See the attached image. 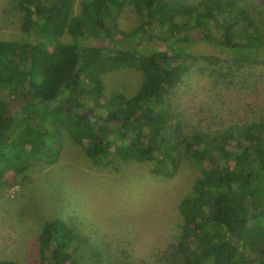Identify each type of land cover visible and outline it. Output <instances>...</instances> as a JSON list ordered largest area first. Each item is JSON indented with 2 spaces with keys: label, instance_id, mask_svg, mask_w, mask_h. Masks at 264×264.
Returning <instances> with one entry per match:
<instances>
[{
  "label": "trees",
  "instance_id": "1",
  "mask_svg": "<svg viewBox=\"0 0 264 264\" xmlns=\"http://www.w3.org/2000/svg\"><path fill=\"white\" fill-rule=\"evenodd\" d=\"M5 1L0 27L11 26L25 39L0 40V156L16 134L22 145L32 146L57 119L95 168L117 173L123 164L124 169L160 157L154 169L160 175L176 176L182 162L200 174L178 199L181 222L174 241L151 253L136 252L130 242L129 250L117 249L115 259L103 264H264V93L259 86L264 83V0H131L143 18L133 32L138 38L152 41L156 33L160 41H205L216 51L199 57L138 45L117 50L118 35L128 36L115 20L124 0ZM74 3L80 6L77 13ZM63 32L73 41L50 40ZM255 58L260 62L252 65ZM191 64L213 85L212 103L220 105L213 106V114L226 120L217 131L184 134L187 126L175 116L178 109H169L167 94ZM125 67L142 73L137 91L129 97L106 95L101 77ZM244 67L257 69L256 76L250 78ZM20 68L22 81L13 75ZM76 91L89 99L82 109L116 124H93L83 113L67 112L65 94ZM238 102L240 112L231 107ZM94 108L107 111L108 120ZM109 135L114 138L107 140ZM76 214L51 215L43 223L37 251L39 256L48 252V264H101L110 249L108 237L102 234L96 242L95 227L81 228ZM62 233L64 239L57 238Z\"/></svg>",
  "mask_w": 264,
  "mask_h": 264
},
{
  "label": "rangeland",
  "instance_id": "2",
  "mask_svg": "<svg viewBox=\"0 0 264 264\" xmlns=\"http://www.w3.org/2000/svg\"><path fill=\"white\" fill-rule=\"evenodd\" d=\"M5 3L7 4L5 0H0V13ZM79 10L80 6L74 3V13ZM139 13L131 0L123 1L122 9L115 20L120 30L128 36L118 35L121 40L117 42V50L138 45L142 50L155 49L158 53H166L175 49L181 54H194L198 57L216 52L205 41L194 44L160 41L156 33L154 40L142 41L133 33L143 21ZM20 39H25L22 32L11 26L0 27V40H13L19 44ZM50 40L68 43L73 38L63 32ZM88 41L96 45H106V41L101 39ZM23 47L20 44L17 48L23 50ZM224 53L227 50L220 51V55ZM253 61L250 62L252 65L260 62L257 58ZM190 62L192 63L191 60ZM252 67H244V71L251 74L250 78L256 76L257 71ZM200 73L198 67L191 64L188 72L179 77L177 84L167 94L170 111L178 109L175 116L187 126L184 134L193 130H200V133L205 130L217 131L226 124L225 119L213 114V106L217 110L220 105L217 101L212 103L217 98L211 90L213 85L205 78V74ZM13 75L20 81L23 80L24 73L21 68ZM142 77L139 70L125 67L110 71L101 79L104 80L103 89L106 95L114 93L129 97L137 91ZM259 86L264 93V83ZM252 96L247 97L250 99ZM87 98L77 91L67 92L64 97L68 102L65 110L67 106L82 108V103H89ZM233 106L240 112L241 102L237 105L231 104ZM92 111L99 113L102 119L108 120L110 116L107 111L97 108ZM84 115L93 124L102 125L108 122L103 120V123H99L96 117L93 118L87 112ZM254 115L255 113L252 114ZM56 116L61 117L60 114ZM52 122L55 127L49 128L50 132L42 139L36 137L32 146L22 145L19 135L16 134L11 138L5 154L0 156V260L11 259L18 264H40V258L42 260L48 257L47 251L41 256L37 251V239L42 225L51 215L65 216L66 211H77L81 228L89 229V225L95 227L98 234L96 242H99L102 234L108 237L111 246L100 258L101 264L114 260L117 249L129 250L130 242L136 252L149 250L151 253L155 247L175 240L178 232L176 226L181 222V217L175 210L178 199L186 194L192 181L200 175L191 169L192 165L182 162L174 177L154 171L155 163L160 157L142 160L134 165L130 163L124 169L123 164L118 167L117 173L104 170L107 167L98 169L69 138L65 128L61 127V121L54 119ZM109 138L114 137L109 135L107 140ZM189 174L192 176L191 183L187 181ZM198 198L200 200V195ZM59 236L64 239L63 233L58 234L57 238ZM42 246L47 247L46 238L43 239ZM42 264H48V260L45 258Z\"/></svg>",
  "mask_w": 264,
  "mask_h": 264
},
{
  "label": "flooded vegetation",
  "instance_id": "3",
  "mask_svg": "<svg viewBox=\"0 0 264 264\" xmlns=\"http://www.w3.org/2000/svg\"><path fill=\"white\" fill-rule=\"evenodd\" d=\"M106 43H107V41H106ZM78 108H81V107H76V108L72 107V109H70V110L66 109V110L68 112H74V113H79V114L83 113L82 115L84 116V113L87 112V111L85 109H82V108L78 109ZM111 124H114V123H111Z\"/></svg>",
  "mask_w": 264,
  "mask_h": 264
},
{
  "label": "water",
  "instance_id": "4",
  "mask_svg": "<svg viewBox=\"0 0 264 264\" xmlns=\"http://www.w3.org/2000/svg\"><path fill=\"white\" fill-rule=\"evenodd\" d=\"M66 109L70 110V109H72V107L70 108V107L67 106ZM78 109H81V108H78ZM98 122L99 123H103L104 121L103 120H99ZM108 122L109 123H116L117 120L116 119H109Z\"/></svg>",
  "mask_w": 264,
  "mask_h": 264
}]
</instances>
